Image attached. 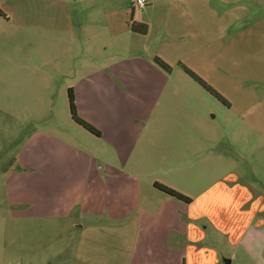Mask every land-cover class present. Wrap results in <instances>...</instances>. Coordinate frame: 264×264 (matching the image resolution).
<instances>
[{
  "label": "rangeland",
  "instance_id": "rangeland-1",
  "mask_svg": "<svg viewBox=\"0 0 264 264\" xmlns=\"http://www.w3.org/2000/svg\"><path fill=\"white\" fill-rule=\"evenodd\" d=\"M149 10L145 7L135 12L134 18L166 20L167 13L159 11L152 17ZM220 13L216 8L208 13L202 42L195 44L191 34L192 39H185L186 47L170 57L173 74L169 85L153 96L147 94L150 98L124 89L110 91L98 82L87 85L93 75L74 71L85 59L78 50V29L64 34L48 31L39 40L35 30L24 37L22 30L11 28L7 34L8 28L0 26V69L16 74L0 76V264H167L158 254L150 251L144 255L134 249L144 223L145 232L154 237L152 222L119 215L136 211L142 199L135 194L146 193L147 187L118 183L109 175L106 188L87 182L88 166L106 159L100 156L108 147L102 135L109 131L106 119L125 117L124 103L137 106L150 99L157 103L155 118L150 117L143 130L138 125L132 129L135 147L149 152L146 165H161L168 134L189 136L181 141H185V149L190 148L191 166L186 174L191 182L185 179L180 186L190 198L210 190L222 170L225 172V165L208 168L210 172L200 166L207 151L216 150L238 162L235 170L256 198L264 196V1L246 7L241 3L239 21L233 28L220 26ZM71 14L77 19V12ZM117 16L112 12L106 18V12L98 9L87 18L102 26ZM100 33L104 43L113 41L106 29ZM232 33L237 37L232 38ZM128 35L136 38L130 44L134 50L144 52V58L151 56L152 51L143 47L145 37ZM156 35L154 27L151 36ZM95 48L92 55L96 61L115 53H98ZM186 70L204 80L226 102L217 100ZM83 79L76 103L81 118L102 133L100 137L82 130L71 119L68 90L77 88ZM214 130L220 138L218 145L209 143ZM44 147L48 155L41 159L35 150ZM155 152L160 154L154 156ZM179 159L175 157V166ZM42 166L47 169L42 170ZM5 168L7 172L2 171ZM143 174V180L150 175ZM182 175L176 171L172 178L176 184ZM105 194L110 196L104 198Z\"/></svg>",
  "mask_w": 264,
  "mask_h": 264
},
{
  "label": "crops",
  "instance_id": "crops-1",
  "mask_svg": "<svg viewBox=\"0 0 264 264\" xmlns=\"http://www.w3.org/2000/svg\"><path fill=\"white\" fill-rule=\"evenodd\" d=\"M132 1L0 0V10L4 13V16L0 15V26L8 28L7 34H10L11 28L22 30L20 32L24 37H28V33L35 30V33L40 35L39 40L44 39L48 31L64 34L78 29V35L81 36L78 50L83 52L82 56L85 59L75 65L74 71L78 74L93 75L86 82L87 85L98 82L110 91L124 89L150 98L147 94L152 93L153 96L161 87L168 86L173 74V70L166 71L156 59L169 65L170 57H175L179 49L186 47L185 39H192L191 34L195 44L202 42V38L206 37L202 26L205 27L209 12L216 8L221 12L220 26L233 28L239 21L241 3L246 7L247 4L253 5L256 1L260 5L264 0H148L147 8L150 9L148 15L152 14L154 17L159 11L162 14L167 13L168 20L166 18L157 22L153 19L145 22L136 19L131 10L129 15L128 10L131 9L129 4L131 6ZM98 9L106 12V18L110 13L115 12L118 15L117 19L102 22V26L97 25V21L88 19L87 16ZM72 12L78 13L77 19H72ZM131 15L134 22L147 25L146 34H137L130 29L127 17ZM154 27L158 29V35L152 37L151 31ZM102 29L108 31L113 41L104 43L100 33ZM129 33L146 38L143 47H147L149 52L152 51L151 56L144 58V52L134 50L136 47L130 44L135 42L136 38L128 35ZM233 36L237 37V34L232 33L231 37ZM95 47H98V53L102 50L115 53L111 57L105 56L96 61L92 55ZM119 49L126 51L121 53ZM230 52L232 53L231 50ZM5 74L16 75L14 70L0 69V76ZM6 79L10 81V78ZM84 81V79L80 80L77 88L72 89L80 117L82 113L76 102L79 85H84ZM174 87L173 85V91H177L175 89L177 87ZM123 112L125 115L123 118L106 119L109 131H105V135L101 134L108 147L100 153V156L106 159L88 166L90 173L87 182L93 187L102 185L106 188L108 184L105 179L110 176L118 183L130 182L138 188L142 185L147 187L146 193L140 191L135 194L137 199H142L138 202L140 205L136 211L119 214L123 219L134 217L139 221L152 222L154 237L151 238L145 232L147 229L144 223L142 236L137 235L136 238L134 246L136 252L140 249L146 255L151 251L153 254H158L156 256L167 264L177 262L227 264V261L229 264H264V196L255 197L241 174L235 170L239 165L238 162L218 150L207 151V157L200 165L204 171L210 172L208 168L218 169L224 165L226 169L225 172L222 170V174L218 176L210 190L192 199L180 186L184 185L185 179L186 183L191 182V177L186 174L191 166L187 154L190 148L185 149V141H181V139H189V136L186 133L168 134L164 138V143L168 147L164 151L160 150L163 154L160 157L161 165H146L145 158L149 152L144 148L135 147L136 136L132 133V129L138 125L143 130L148 119L155 118L157 103L155 105L154 99L142 100L137 106L124 103ZM181 134L182 138H179ZM210 139L209 143L218 145L220 138L215 130ZM35 152L39 153L41 159L48 155L45 147ZM159 154L155 152L154 156ZM176 156L180 158L178 166L174 165ZM110 157L115 158L117 163L113 164ZM45 169L47 168L42 166V170ZM177 170L183 172L178 184L172 179ZM2 171L7 172L8 168ZM142 173L150 175L143 180ZM156 183L177 190L191 201L186 203L165 194L155 187ZM211 190L214 192L211 193ZM109 196L105 194L104 198ZM149 201H152L153 205L150 209L147 208Z\"/></svg>",
  "mask_w": 264,
  "mask_h": 264
},
{
  "label": "trees",
  "instance_id": "trees-1",
  "mask_svg": "<svg viewBox=\"0 0 264 264\" xmlns=\"http://www.w3.org/2000/svg\"><path fill=\"white\" fill-rule=\"evenodd\" d=\"M0 15L4 16V13L1 10H0ZM128 24H129L130 29L137 34H146V32H147V25L134 22L132 15L130 16ZM156 62L166 71H170V66L167 65L166 63H164V61L157 58ZM186 71L190 74V76L197 83H199L204 89H206L217 100L222 101L223 103L226 102L225 99L219 93H217L211 87H209L204 80H202L198 76L194 75L189 70H186ZM68 98H69V108H70V114H71L72 120L76 124H78L79 126L83 127L86 131H88V132H90L96 136H100L101 133L93 125L89 124L88 122L83 120L78 115L76 105H75L74 93H73V90L71 88L68 90ZM155 187L157 189H159L160 191L164 192L165 194H167V195H169V196H171L177 200H180V201H183L186 203H189L191 201V199L189 197L185 196L184 194L178 192L177 190H175L173 188L167 187V186L159 184V183H156Z\"/></svg>",
  "mask_w": 264,
  "mask_h": 264
},
{
  "label": "built area",
  "instance_id": "built-area-1",
  "mask_svg": "<svg viewBox=\"0 0 264 264\" xmlns=\"http://www.w3.org/2000/svg\"><path fill=\"white\" fill-rule=\"evenodd\" d=\"M148 0H133L131 4V11L134 14L135 12L141 11L148 6Z\"/></svg>",
  "mask_w": 264,
  "mask_h": 264
},
{
  "label": "water",
  "instance_id": "water-1",
  "mask_svg": "<svg viewBox=\"0 0 264 264\" xmlns=\"http://www.w3.org/2000/svg\"><path fill=\"white\" fill-rule=\"evenodd\" d=\"M227 264H229V261H227Z\"/></svg>",
  "mask_w": 264,
  "mask_h": 264
}]
</instances>
